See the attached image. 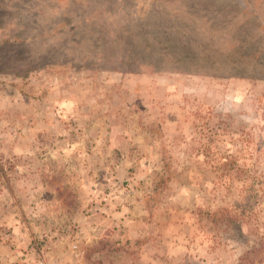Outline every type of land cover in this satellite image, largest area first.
<instances>
[{"label": "rangeland", "instance_id": "374dc122", "mask_svg": "<svg viewBox=\"0 0 264 264\" xmlns=\"http://www.w3.org/2000/svg\"><path fill=\"white\" fill-rule=\"evenodd\" d=\"M0 264H264V0H0Z\"/></svg>", "mask_w": 264, "mask_h": 264}]
</instances>
